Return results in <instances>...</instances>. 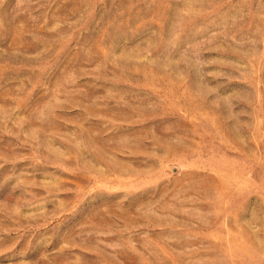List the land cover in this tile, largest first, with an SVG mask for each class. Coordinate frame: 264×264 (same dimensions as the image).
I'll use <instances>...</instances> for the list:
<instances>
[{"label":"rangeland","instance_id":"rangeland-1","mask_svg":"<svg viewBox=\"0 0 264 264\" xmlns=\"http://www.w3.org/2000/svg\"><path fill=\"white\" fill-rule=\"evenodd\" d=\"M0 264H264V0H0Z\"/></svg>","mask_w":264,"mask_h":264}]
</instances>
